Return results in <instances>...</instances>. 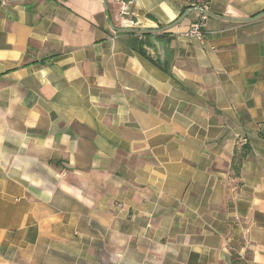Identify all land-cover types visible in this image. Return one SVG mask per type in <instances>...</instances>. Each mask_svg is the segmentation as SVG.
<instances>
[{
	"label": "crops",
	"instance_id": "obj_1",
	"mask_svg": "<svg viewBox=\"0 0 264 264\" xmlns=\"http://www.w3.org/2000/svg\"><path fill=\"white\" fill-rule=\"evenodd\" d=\"M0 264H264V0H0Z\"/></svg>",
	"mask_w": 264,
	"mask_h": 264
},
{
	"label": "built area",
	"instance_id": "obj_2",
	"mask_svg": "<svg viewBox=\"0 0 264 264\" xmlns=\"http://www.w3.org/2000/svg\"><path fill=\"white\" fill-rule=\"evenodd\" d=\"M189 2V0H185ZM194 10H196L199 14L198 21L192 25V27L184 33L185 38L195 39L199 43L203 42V33H202V26L208 18V5L206 3H202L200 5H191ZM246 145V139L242 138L237 141L236 146L242 148Z\"/></svg>",
	"mask_w": 264,
	"mask_h": 264
},
{
	"label": "trees",
	"instance_id": "obj_3",
	"mask_svg": "<svg viewBox=\"0 0 264 264\" xmlns=\"http://www.w3.org/2000/svg\"><path fill=\"white\" fill-rule=\"evenodd\" d=\"M248 154L249 150L246 148V146L242 147L240 149V152L235 153L231 164V169L235 175L239 174L241 165L245 161Z\"/></svg>",
	"mask_w": 264,
	"mask_h": 264
},
{
	"label": "water",
	"instance_id": "obj_4",
	"mask_svg": "<svg viewBox=\"0 0 264 264\" xmlns=\"http://www.w3.org/2000/svg\"><path fill=\"white\" fill-rule=\"evenodd\" d=\"M11 1H22V0H11Z\"/></svg>",
	"mask_w": 264,
	"mask_h": 264
}]
</instances>
